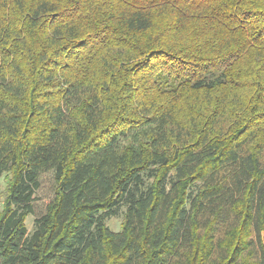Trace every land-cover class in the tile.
<instances>
[{
    "label": "trees",
    "instance_id": "trees-1",
    "mask_svg": "<svg viewBox=\"0 0 264 264\" xmlns=\"http://www.w3.org/2000/svg\"><path fill=\"white\" fill-rule=\"evenodd\" d=\"M6 173L0 264H264V0H0Z\"/></svg>",
    "mask_w": 264,
    "mask_h": 264
},
{
    "label": "rangeland",
    "instance_id": "rangeland-1",
    "mask_svg": "<svg viewBox=\"0 0 264 264\" xmlns=\"http://www.w3.org/2000/svg\"><path fill=\"white\" fill-rule=\"evenodd\" d=\"M9 173L4 174L0 179V209L3 207L4 198L6 196L8 187V178L6 177ZM55 194V185L52 174H45L41 178V186L34 195V214L27 218L26 224L28 231L33 230L34 221L46 213L47 206L53 200ZM122 217L112 218L108 221V225L114 231H119L121 228Z\"/></svg>",
    "mask_w": 264,
    "mask_h": 264
}]
</instances>
